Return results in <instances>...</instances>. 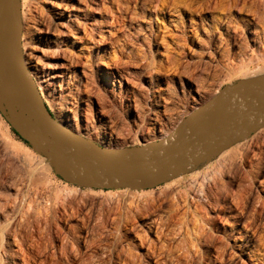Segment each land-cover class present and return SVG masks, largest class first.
Returning <instances> with one entry per match:
<instances>
[{"label":"rangeland","instance_id":"obj_1","mask_svg":"<svg viewBox=\"0 0 264 264\" xmlns=\"http://www.w3.org/2000/svg\"><path fill=\"white\" fill-rule=\"evenodd\" d=\"M108 1L89 15L85 0H19L24 65L45 105L76 133L107 147L141 146L168 136L222 89L264 79L262 6L235 13L240 28L228 37L208 30L216 13L190 12L192 0H132L122 29L110 24L117 3ZM167 18L199 26L181 34L184 45L172 35L164 45ZM249 223L259 232L242 250L236 231ZM21 235L26 246L41 242L32 252L45 250L47 264H205L203 251L215 255L222 242L231 253L224 264H264V126L153 188L97 189L60 177L0 113V264H14Z\"/></svg>","mask_w":264,"mask_h":264},{"label":"water","instance_id":"obj_2","mask_svg":"<svg viewBox=\"0 0 264 264\" xmlns=\"http://www.w3.org/2000/svg\"><path fill=\"white\" fill-rule=\"evenodd\" d=\"M19 0H0V113L67 182L149 189L228 142L264 126V79L222 89L163 139L107 147L60 123L23 64ZM199 149V151H197Z\"/></svg>","mask_w":264,"mask_h":264},{"label":"bare ground","instance_id":"obj_3","mask_svg":"<svg viewBox=\"0 0 264 264\" xmlns=\"http://www.w3.org/2000/svg\"><path fill=\"white\" fill-rule=\"evenodd\" d=\"M64 1V0H62ZM110 1V0H109ZM108 1V2H109ZM113 1V0H112ZM111 1V3L114 4V1L117 3V9H116V13L114 15V17L112 18L113 19V22H111L110 24L113 26L115 25L116 28L122 26L123 24V16L126 14L127 11V7L129 2H131L132 0H114L113 2ZM141 1V0H140ZM148 0H145V2H147ZM152 1V0H151ZM243 2L242 5H240L238 7V3L240 2ZM86 4H87V11H88V14L91 15L92 13V6L93 5H97V0H85ZM135 2V1H133ZM144 2V0L142 1ZM150 2V1H149ZM153 2V1H152ZM158 2V1H157ZM160 2V1H159ZM192 4L195 5V8H193L194 11H190L191 13L192 12H196L200 17H203L204 15H207L209 13L213 14V13H216V16H212L210 18V25L207 26L208 30L213 33V31H215L216 29H220V28H224V31H225V34H227L228 37H231V33L235 32L237 29H239L240 27V24L241 23H238V20H234L233 18L235 17V13L237 14H240L241 11H244V8L248 7V11H251L252 14H257L258 10H259V7H263L264 8V0H252V2L248 5H245V1L244 0H192L191 1ZM115 3V5H116ZM136 3V2H135ZM138 3H139V0H138ZM137 3V4H138ZM106 4V3H105ZM112 4V5H113ZM168 4V3H167ZM166 3H163V5L161 6V9H166L168 8ZM107 6H110V4H106ZM105 5V6H106ZM111 5V6H112ZM127 6V7H126ZM94 7V6H93ZM177 7V4H172L171 8H175ZM108 8V7H107ZM111 8V7H110ZM178 8V7H177ZM176 8V9H177ZM113 9V8H112ZM129 9V7H128ZM131 9V8H130ZM129 11L131 12L132 10ZM175 9V10H176ZM258 9V10H257ZM107 10V9H106ZM111 9H109V12H110ZM134 10V9H133ZM113 11V10H111ZM115 11V9H114ZM108 12V11H107ZM108 12V13H109ZM113 13V12H112ZM184 13V12H183ZM195 13V14H196ZM130 14V13H129ZM127 15V14H126ZM191 15V14H190ZM253 15V16H254ZM193 16V15H192ZM168 17V16H167ZM172 17V16H171ZM170 17V18H171ZM176 17V16H174ZM181 17V16H179ZM191 17V16H190ZM125 18V17H124ZM189 18V17H188ZM193 18V17H192ZM191 18V20H192ZM202 19V18H201ZM125 20V19H124ZM180 20V21H179ZM178 21L175 20V19H170L167 18V22H165L164 20H162V28H163V33L165 34V36H163L161 39L162 43H164V45H169L172 43V41H169L166 37L167 36H174V38H176L178 41H175L176 39H174L173 43H179L180 44H185V40L186 37H181V34H185V31L187 30V28L191 27L193 25V28H197V26H199V24L194 21H190V24L187 23V21H181V19H179ZM184 20V19H182ZM164 21V22H163ZM201 23V22H200ZM192 24V25H191ZM239 24V25H238ZM124 25V24H123ZM249 25V24H248ZM113 26V28L115 27ZM118 26V27H117ZM242 27V26H241ZM123 28V26L121 27V29ZM192 28V27H191ZM199 28V27H198ZM160 29V28H159ZM196 29H193L192 31L194 32ZM157 31V30H156ZM155 32V31H154ZM159 32V31H158ZM187 32V31H186ZM188 33V32H187ZM162 34V33H161ZM191 34V33H190ZM196 34V33H195ZM158 35V34H156ZM155 35V37H156ZM194 35V34H193ZM186 36V35H185ZM188 36V34H187ZM171 39V38H170ZM173 39V38H172ZM128 41L129 40H126L124 39L122 41V44L125 45V44H128ZM153 42H155L156 40L153 38L152 40ZM115 41H111V44H113ZM172 43V44H173ZM187 43V42H186ZM23 64H24V60H23ZM49 210V209H48ZM245 231H239L237 230V234H238V239L239 240H242L241 238L243 237V240H242V250L244 249L245 250V246H247V248L249 249V246H250V242L253 238V236H255L256 234H258V230L256 228L253 229V225L251 226L250 223L249 224H245ZM232 231V230H231ZM202 232V231H201ZM244 232V233H243ZM20 234V233H19ZM244 234V235H243ZM200 235V234H199ZM202 235V234H201ZM205 235V234H204ZM260 235V233H259ZM261 236V235H260ZM202 238H203V235H202ZM206 238V237H205ZM209 238V236H208ZM235 238V237H234ZM263 238V236L261 237ZM23 236L21 235L20 236V240L19 241V244L17 246L16 249H14L11 254H10V259L12 260V262L14 264H17L16 262H14L13 260H20V263L19 264H45L47 261V256L46 254L44 253V251H40L38 253H34L32 252L34 247L37 246L38 249L41 248L40 244L41 242H33L31 245H24V242H23ZM199 239V238H198ZM204 242L203 244L206 245V246H210L211 243L213 242L211 239L210 240H206V239H202ZM196 241L200 242L199 240L196 239ZM236 241V240H235ZM192 242V241H191ZM244 242L246 243L244 245ZM199 244V243H198ZM213 244V243H212ZM234 244V243H233ZM249 245V246H248ZM211 247V246H210ZM238 248V247H237ZM37 249V250H38ZM42 249V248H41ZM241 250V251H242ZM35 251V249H34ZM239 251V250H238ZM188 253V252H187ZM200 253V252H199ZM242 253L245 254L244 251H242ZM246 254L248 255V259L251 261V262H256V261H261L254 253V251H249V252H246ZM234 255V254H233ZM39 256L40 258L38 259ZM201 256V255H200ZM215 256V260L218 261V264H224L226 261H228V257H231V253L228 252V249H227V244L225 242H222L220 243L219 246H216V252H215V255H210L207 250H204L203 251V255L201 256L202 257V262H204L205 264H209V262H211L213 260V257ZM238 256V255H236ZM37 257V258H36ZM185 257V256H184ZM200 257V258H201ZM235 257V256H234ZM234 257H232V259H234ZM53 258L56 259V257L54 256ZM53 258H51L53 260ZM132 258V257H131ZM187 258V257H186ZM50 259V257H49ZM51 259H50V262H51ZM188 259V258H187ZM190 259V258H189ZM188 259V260H189ZM231 259V262L233 261ZM55 261V260H54ZM54 261L52 262L54 264ZM59 261V260H58ZM130 261V260H129ZM190 262V261H189ZM200 262V261H199ZM229 262V261H228ZM235 262V261H234ZM233 262V263H234ZM51 263V264H52ZM216 263V262H215ZM47 264V263H46ZM129 264V263H128ZM202 264V263H200ZM229 264H232V263H229Z\"/></svg>","mask_w":264,"mask_h":264},{"label":"trees","instance_id":"obj_4","mask_svg":"<svg viewBox=\"0 0 264 264\" xmlns=\"http://www.w3.org/2000/svg\"><path fill=\"white\" fill-rule=\"evenodd\" d=\"M11 131L21 140L23 141L24 143H27L25 140L21 139L18 134L11 128Z\"/></svg>","mask_w":264,"mask_h":264}]
</instances>
